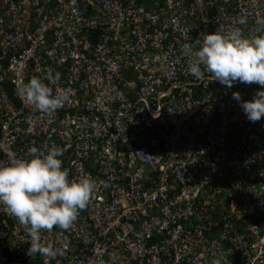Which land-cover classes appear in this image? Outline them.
Returning a JSON list of instances; mask_svg holds the SVG:
<instances>
[{
	"label": "built area",
	"instance_id": "2783aa9c",
	"mask_svg": "<svg viewBox=\"0 0 264 264\" xmlns=\"http://www.w3.org/2000/svg\"><path fill=\"white\" fill-rule=\"evenodd\" d=\"M260 21L264 0H0V160L60 147L96 183L69 230L42 234L55 258L30 256L0 204V264H264V117L232 98L260 86L196 81L182 53ZM49 71L71 93L51 115L17 95Z\"/></svg>",
	"mask_w": 264,
	"mask_h": 264
},
{
	"label": "clouds",
	"instance_id": "9594fccd",
	"mask_svg": "<svg viewBox=\"0 0 264 264\" xmlns=\"http://www.w3.org/2000/svg\"><path fill=\"white\" fill-rule=\"evenodd\" d=\"M238 23L245 21L241 19ZM261 32L245 35L239 28L229 31L220 26L207 32L198 49L187 44L182 49L187 72L196 81L203 83L210 77L228 89L237 82L260 86L250 100H243L238 91L232 94L252 123L264 117V30ZM58 79L59 73L54 76L51 71L43 79L33 77L18 87L17 95L26 105L51 115L71 97L67 89L53 90L52 85ZM63 155L64 149L60 147L44 150L32 146L24 157L5 153L6 158L0 160V204L28 229L31 242L28 254L32 257L58 255V249L44 242L42 234L57 227L69 230L88 206L96 188L89 175L70 179L68 169L63 166Z\"/></svg>",
	"mask_w": 264,
	"mask_h": 264
}]
</instances>
